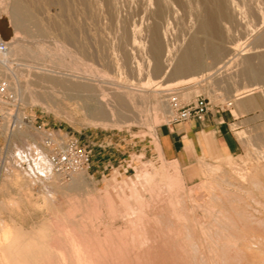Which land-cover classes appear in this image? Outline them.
I'll return each mask as SVG.
<instances>
[{"label": "rangeland", "instance_id": "374dc122", "mask_svg": "<svg viewBox=\"0 0 264 264\" xmlns=\"http://www.w3.org/2000/svg\"><path fill=\"white\" fill-rule=\"evenodd\" d=\"M8 1L0 0V42L6 43L7 50H9V43L19 42L28 45V47L37 46L39 51L38 54H35L36 56L25 55L20 51L9 57L10 66L18 76L19 82L15 76L5 77L0 69V80L8 82L9 92L16 103L15 108L7 106V109L21 112L23 116L30 119V123L23 124L20 128L21 131L18 129L11 131L7 127L6 119L0 120V224L4 222L11 226H19L24 231H31L40 224L48 223L52 228L57 229L61 226L59 219L65 218L78 220L90 230L95 222H99L98 220L113 221L117 224L119 219L120 221L127 217V219L130 217L133 219V214L138 213L135 216L143 215L141 220H143L142 222L146 221L142 223L144 227L141 226V228L144 229L147 225L148 233H146L148 235H145L146 237L150 236L147 237L148 239H145L144 236L141 241L136 240L135 242L138 244L133 242V247L138 245L139 249L136 250L135 247L136 251L134 252L141 250L139 254L137 252L133 255L134 249H131L132 252L129 250L132 241L127 243L130 246L127 247L128 249L125 247V251L129 250L128 254L131 252L130 255H133L130 256V259L128 258V264L131 262L132 264H240L243 245L248 243L246 241H249L248 236L252 232L261 229L263 223L261 222V225L258 221L264 219L262 190L257 188L259 186H255L254 181H251V176H247L248 174L252 175L251 173L257 166H264V144L262 141L264 139V91L241 93L242 90L239 88L241 79L238 77L241 65L232 66L229 69L231 78L220 77L216 82H213L204 73V76L197 79L198 81L188 85L192 88L185 85L188 94L179 95L183 103L201 95L209 100L213 112L218 110L220 113H229L231 111L233 117L229 120V127L237 141V149L233 153H224L206 132L201 137L193 138L194 145L190 140H186L185 147L179 151L173 152L167 143L171 151L169 153L165 150L164 139L169 128L170 114L154 110L150 102L142 104L141 100L137 98V107L133 109V103L128 105L129 114L132 117L135 116L133 122L128 120L116 125L102 126L89 117L90 111L96 104L94 100H88L83 95L77 99L74 96L76 93L72 91L68 93L69 95L63 94L58 86L52 84L50 86L44 82L39 84L34 77V71L39 70L46 69L45 71L49 72L53 69L57 75L65 69L81 68L80 70H84L83 68H85L89 70L84 73L87 77L105 82L111 78L119 77L118 68L113 66L117 61L121 68L119 69L123 73H121L122 76L124 75L129 84H144L149 79L153 84H166L174 79L170 72L162 77H154L149 73L151 62L146 46L149 42L150 29L158 25L159 27H157L165 35L164 43L168 44L167 47L164 46L175 54L176 51H181L182 48L185 49L191 44L185 42L192 33V19L197 16V7L205 5V7H209L212 0H179V4L168 5L167 11L163 12L165 14L157 18H153L143 10V0H51L50 5V0L47 5L43 4V0H23V4L28 5L29 8L31 6L33 9H29V25L32 24L28 25L29 30L15 26L9 17ZM231 1L235 4L236 14L233 15L232 9L226 6L230 12L225 8L226 20L223 23L224 26L227 25L229 32L223 33L225 42L222 44L227 48H230L231 43L249 45L254 40V32L264 24V0ZM204 2L205 4H203ZM134 14L136 15L134 16ZM40 22L43 24L46 22L45 24H49V26L45 27ZM63 47H70L69 49L76 53L68 54ZM171 47L174 49L171 50ZM167 49L165 50L167 51ZM258 50L264 51V47ZM168 52L166 53L168 54ZM229 57L230 55H225L223 61ZM146 59L149 61L147 62ZM201 60L203 66L211 62L207 58ZM223 61L219 62L216 67L222 65ZM79 65L81 67H78ZM134 67L138 70L133 71ZM211 81L213 84H217L213 85ZM209 82L212 84L211 86ZM248 82L249 77L246 76L245 83ZM17 83L23 88L22 98L21 94L19 95L14 89ZM167 87L169 88L167 92L180 89L176 85ZM31 94L42 95V97L44 94L43 98L46 101L28 99L27 95ZM242 95L243 97H241ZM249 99L253 106L248 110L239 111L237 109L238 101ZM165 108L167 107L165 106ZM39 125H43L53 134L71 135L77 138L81 145L91 150L90 168L88 171H83V183L69 194L57 186L69 184L72 177L69 180H62L52 173L46 153L42 149V134L36 130ZM234 125L235 127H233ZM39 163L40 165L44 163L48 172L42 173ZM205 165L216 167L218 171L208 170L210 167ZM163 166L168 173L179 175L176 174L179 179L178 184L168 188L167 184L165 186L164 180L157 181L158 175L150 184L144 180L143 171L161 170ZM214 171L218 174L213 173ZM237 173L240 177L242 173L247 174V178L245 176L241 180L242 182L245 180V183H241L240 177H235L238 175ZM226 175L227 177H225ZM246 179L249 183L253 182L252 185ZM131 182L133 183L131 187L135 185L132 188L135 193L137 192L134 195L129 185ZM130 191L132 195L129 193ZM120 193L127 195V200L122 201L124 204L119 203ZM136 195L140 197L137 203L136 200L139 198L135 200ZM227 195L229 196L227 197ZM106 201L115 203L114 207L106 208L104 203ZM125 203H128V207L135 208L134 210L130 208V213L133 214L129 213V208ZM120 214L121 216H119ZM242 214L243 216H240ZM172 219H176L177 222ZM169 221L170 223L173 221L171 224L174 231L168 223ZM174 222L176 223L174 224ZM177 226L178 228L182 227L179 228L180 231ZM245 229L246 231H244ZM142 232L143 235L145 229ZM186 254H190L188 255L190 258ZM136 255L138 258L142 257L139 258V262L136 260L137 263L133 261L137 258ZM126 257L128 255H125V259Z\"/></svg>", "mask_w": 264, "mask_h": 264}, {"label": "bare ground", "instance_id": "6f19581e", "mask_svg": "<svg viewBox=\"0 0 264 264\" xmlns=\"http://www.w3.org/2000/svg\"><path fill=\"white\" fill-rule=\"evenodd\" d=\"M22 1L23 0H9L8 1L9 2V5L8 6H9V9H10V16L9 17L13 20V22L15 23V26L17 25V27H19L21 29L22 28H25V29L27 28L28 29V25H29V15H30L29 9H31V6H30V8L27 7L28 5L23 4ZM48 2H49L48 0H43V4H46L47 5ZM259 2H261V1H259ZM198 3H199V1H198ZM50 4H51V0L49 2V5ZM142 4H143V7H144V9H143L144 11H146L153 18H157L158 16L162 15L164 11H167L168 5H173V6L174 5H177V4H179V0H143V3ZM203 4H205V2ZM197 6H198V4H197ZM197 6H195V7H197ZM205 6H198L197 9H196L197 10V16L194 19H192L193 20L192 21V29L193 30H192V33H191L190 37L188 38L187 42H185V43H191V44H189V46H187L185 49L182 48L181 51L180 50L178 52L176 51L175 54L172 51H170L169 49L166 48L168 46V44L166 45L164 43V40H165L164 39L165 38L164 36L165 35H163V33L160 31V29L158 28L159 26L158 25H157L158 27L157 26H153L152 29H150L151 31H150V34L148 36L149 37V42H148V45L146 46L147 47V54H148V56L150 58V62H151V63L149 62L150 63L149 73L152 76H154V77H162V76H165L168 72H170L174 76V79L171 80V81H169V82H167L166 84H163V85L153 84V82H151L150 79L147 80V82L144 83V84H140V83H138V84H129V81L127 79H125L124 75L122 76L123 73L120 71L121 68L119 67V63L117 61L114 62L113 66L115 68H118V71H117L118 73L120 72V74L121 73L122 74L121 75L119 74V77L111 78L110 80H107L105 82H99L95 78L87 77L84 73H86V71L88 69L86 70L85 68H83L84 70H80L81 68L80 69H78V68L77 69H70V70L65 69V71H62V72L60 71L59 74L57 73V75L54 73V70L53 69L51 71H49V72H53V73L47 72L48 70L45 71L46 69L45 70L34 71L35 80L39 84L44 82L46 84L47 83L50 84V86H51V84L52 85H55V86H58L60 88L59 90L63 94H68L71 91L72 92H75L76 95H74V94L73 95L77 99H79L81 97V95H83L88 100H94V103L96 102L97 105L95 104L96 107L94 106V109L92 111H90L89 117H90V119L92 121H94L97 124H100L102 126L116 125L117 123L125 122V121H128V120H131L133 122L134 119H135V116L132 117V115L129 114V111L130 110L127 107H128V105L130 103H133V106H134L133 109L135 107H137L136 106V104H137V102H136L137 101V98H139L141 100V103L142 104H143V102L144 103L145 102H148V103L150 102L154 110H160V111H163V113H165V114L166 113H169L170 114V109H169V105H168V97H166L167 94H168L167 91L169 89L167 86H172L173 87V86L176 85V87H179L180 89L175 90V92L177 91L178 93H180L179 95H182V93L183 94H188L189 92H187L188 91L187 87L188 88L189 87L192 88V86H188V85H192L195 81H198L197 79L198 78L200 79V77H202V75L204 73H205V75L207 74V77L209 79H212L213 82H216L220 77L231 78V75L229 74V71H230L229 69L232 66L237 67V65L238 66L241 65V68H239L240 70L238 72L239 73V76L238 77H240V79H241V81H240L241 83L239 84L240 85L239 88H241V90H242L241 93H249V92L258 91V90L264 91V77H262L263 74H264V51L258 50L259 48L264 47V24L260 27L259 30H257L256 32H254V34H253L254 35V38H253L254 40L250 42L251 44H249V45L248 44L240 45L238 43H231L230 48H227V47H225L222 44V43L225 42L224 41L225 39H223V37H224L223 36L224 35L223 33L224 32L225 33H228L229 32L228 31L229 29H227L228 28L227 25H225L226 27L224 26V23H225L224 21L226 20L225 13H226V10H228L230 12V9H232L231 12L233 13V15H235L236 14L235 4L231 0H212V3H211V5L209 7H205ZM226 6L228 8H230V9H227ZM87 7H89V6H87ZM225 8H226V10H225ZM31 10H33V9H31ZM34 11H36V10H34ZM37 12H39V11H37ZM56 13H58V12H56ZM135 15L136 14H134V16ZM233 15H231V17ZM50 18H52V17H50ZM232 18H234V17H232ZM89 19H91V18H89ZM159 21H160V19H159ZM45 23L46 22H44V24L41 23V25H44L45 27L46 26L48 27L49 24H45ZM78 23L80 24V22H78ZM160 23H161V21H160ZM31 25H29V26H31ZM33 25H34V23H33ZM60 30H58V31H60ZM47 35H49V34H47ZM50 36H48V37H50ZM58 38L59 37H57V39ZM74 38H72V39H74ZM54 39H56V38L54 37ZM13 42H15V41H13ZM164 45H166V47ZM60 46H63V45H60ZM117 46H118V44H117ZM63 48L65 49V52L67 51L68 54H71V53H74L75 52V51L73 52L72 49H69L70 47L69 48L63 47ZM122 48H123V46H122ZM165 49H167V51H169L168 54L166 53L167 51ZM170 49L173 50L174 48L172 49V47H171ZM20 51H22L21 53L22 54H25V55L36 56L35 54H38L39 48L37 46H35V47H28V45L26 46V45H24L22 43L15 42V43H9V50H7L4 53H0V69L3 72V75L5 77H8L9 76V78H11V76H15V78H16L17 81H18V76L15 74V72L13 71V69L10 66L9 57L12 56V55H14V54H16V53H18V52H20ZM225 55H228V56L230 55V57L223 61V58L225 57ZM81 56L83 57V55H81ZM203 57L204 58H207V59H209L211 61V62L208 63V65H204L205 67L203 66V64H202L203 61L201 60V59H204ZM148 61H149V59L147 60V62ZM221 61H223L222 62V65L216 67V65L219 62H221ZM147 66H148V64H147ZM78 67H81V66L79 65ZM221 68H223V69H221ZM132 70L133 71H137L138 69L134 67ZM22 74H24V73H22ZM234 74H232V75H234ZM246 76L249 77V82L248 83H245V77ZM234 77H235V75H234ZM240 79L238 78L237 80H240ZM211 83H212V81H211ZM211 83L209 82L210 86L213 84V83L212 84ZM214 84H217V83H214ZM233 84H234V82H233ZM24 88H25V86H24ZM54 88H56V87H54ZM14 89H16V91L19 93V95L21 94L20 96L22 98L23 97L22 94H24V93H22V89L23 88H21L19 86V83H17L16 88H14ZM40 89H42V88H40ZM212 90H213V88H212ZM212 90H211V92H213ZM233 90H235L234 87H233ZM228 94H229V92H228ZM245 95H247V94H245ZM27 96H28V99H31V100H39L40 102L41 101L43 102V100L46 101L43 98L44 97V94H43V97H42V95H37V94H31V95H27ZM241 97H243V95ZM231 99H232V97H231ZM69 100H70V97H69ZM239 101H238V104H237V108H238L239 111L248 110V109H250L253 106L252 105V102L250 101V99L249 100H245V101L244 100L243 101L241 100V102H239ZM165 102H166V104H165ZM165 106L167 108H165ZM125 111H127L128 113H126ZM131 112H133V111H131ZM17 116H18V118L20 120H22L23 115H22L21 112H18V115ZM19 130H20V128L18 129V131ZM262 141H263V144H264V139ZM252 159H254V158H252ZM165 164H166V162H165ZM39 165H40V163H39ZM205 166H207V165H205ZM209 167L210 168H208V170H214L215 169V171H216L218 169V168L216 169L215 166H214L215 168H213V166L212 167L209 166ZM219 168L221 169V167H219ZM250 169H253V168L250 167ZM256 169H255V171L252 170L253 171V173H251L252 175H250V174H248V175L246 174V175L252 177V180L251 181H254V183L256 184L255 186H259L257 188L260 189V190H262V195L261 196H263V198H264V166H262V167L261 166H257ZM40 171L42 173L48 172V168H47V166L44 165V163H41V165H40ZM215 171L213 173H217ZM176 172H177V170H176ZM234 172H236V171H234ZM219 173H220V171H219ZM245 173L240 174L241 177L239 176V174L238 175L235 174V175H237L235 177H240L241 179L239 178V180L241 181V180H243L245 178V176H246ZM176 174L168 173L167 170H165V168L163 166V168L161 170L159 169V170H154V171H151V172H149V171H143L142 176L145 178L144 180L146 182H148V184H150V182L153 181V179L155 178V176L158 175L159 178L158 179L156 178L157 181L164 180L165 181V186L167 184V187L170 188L173 185L178 184L179 179L177 177L178 174L177 175ZM231 174H233V172ZM83 175H84L83 174V171L77 172V173H75L72 176V180H71V182L69 184H64V185L62 184L63 186L62 185L61 186L59 185V187L57 186V188H61L66 194H67V192L69 194V192L75 191L76 189H78L82 185L83 180H84V176ZM227 175L225 177H227ZM247 176H246V178H247ZM56 177H58V176L56 175ZM236 181H238V179ZM251 181L249 183L248 180H247V182L252 185L253 182L251 183ZM243 182L245 183V180ZM243 182L241 181V183H243ZM129 185H130V188H132V187L135 186L134 185V186L131 187V185H133L132 182ZM137 185H138V183H137ZM168 188H167V190L169 191ZM132 190H133V188H132ZM132 192H133V195L137 193V192L135 193L134 190ZM129 193L131 194V191ZM221 193H223V192H221ZM120 195L121 196H119V203H121L122 201L125 202V199L127 198V195H125L123 193H120ZM231 195H232V193H231ZM138 196L137 195L135 196L136 197L135 200L139 198L138 200H136V203L140 200V197H138ZM228 196L229 195H227V197ZM248 198H251V197H248ZM129 200H128V203H129ZM242 200L244 201V199H242ZM104 203H105L106 208H108V209L113 208L114 207V204H115L112 201L111 202H107L106 201ZM128 203L127 204L125 203L126 204V207H128L127 206ZM257 204H259V202ZM223 205H225V204H223ZM260 205H258V206H260ZM140 206H141V204H140ZM175 207L177 208L176 205H175ZM209 207H211V206H209ZM248 207H250V206H248ZM263 207H264V205H263ZM123 208L125 209V207H123ZM128 208H129V213H130V210L133 208V206H132V208L131 207H128ZM134 209L135 208H133V210ZM243 210H245V209H243ZM236 213H237V211H236ZM130 214H133V213H130ZM137 214H135V215H137ZM135 215L133 214V219H132V217H130L131 219L130 218L127 219L128 217L125 218L127 220L121 218L122 220L120 221V219H119V223H117V224L114 223L113 221L112 222H106L104 220H98L99 221L98 223H96L94 221L95 222V225H92V223H91L92 226L90 227V230H88L87 227L83 226L81 224V222L78 221V220H70V219H65V218L59 219V222H60L59 224L61 225L60 228L54 229L48 223H43V224L38 225L36 228H34L31 231H24L19 226H16V225L11 226L9 224H4V222H3V224H0V264H125V262L129 261V259L133 255L137 254V252H138V251L136 253L134 252V251H136L138 249V247H137L138 245L135 246L136 248L133 247V242H135L138 239H139V241H141L144 238V236H145V239L147 237L149 238V236H150L149 235V236L146 237V235H148L147 234L148 232L146 230V227H148L147 225L144 228L145 229V233L142 235V233H143L142 230L144 231V229L141 228V226H143L142 223L146 222V221L142 222L143 220H141V218H143L142 217L143 215H138V216H135ZM221 215H223V214H221ZM119 216H121V214ZM124 216H125V214H124ZM237 216H238V214H237ZM240 216H243V214L240 215ZM181 217H183V216H181ZM211 218L213 219V217H211ZM245 219H247V218H245ZM261 219H262V217H261ZM172 220H176V219H172ZM184 221H186V220H184ZM189 221H191V220H189ZM166 222H167V220H166ZM166 222H165V224H166ZM176 222H177V220H176ZM176 222H174V224ZM258 222H260V223L262 222L263 223V225L261 223L262 226L259 225V226H261V229L258 226V228H259L257 230L258 233L257 232H252V234L248 236L249 241H246L248 243L245 244L246 243L245 242L244 243L245 245H243V247L241 249L242 252H243L242 253V259H241V263L242 264H264V219L262 221L259 220ZM82 223H83V221H82ZM168 223H170V221ZM171 223H170V225H171V228H172V224ZM212 223H213V221H212ZM186 224H187V222H186ZM227 225H229V224H227ZM239 226H240V223H239ZM190 227H192V226H190ZM173 228H172V230H173ZM177 228H178V226H177ZM179 228H178V230H179ZM149 229H150V227H149ZM244 231H246V229ZM151 232H152V230H151ZM248 234H250V233H248ZM219 235H221V234L219 233ZM151 236H152V234H151ZM158 237H160V236H158ZM180 238H183V237H180ZM237 238L239 239L240 237H237ZM131 241H132V244H131L132 246L131 247H133V248L130 247L129 250L134 249V248L136 249V250L134 249L133 252L131 250V252L133 253L132 256L130 255L131 252L128 254L129 250L125 251L126 250L125 247L127 248V247L130 246V244L128 246L127 243H130ZM179 242H182V241H179ZM162 243H164V242H162ZM135 244H138V243L135 242ZM156 244H157V242H156ZM179 245H180V243H179ZM163 246H164V244H163ZM189 246H190V244H189ZM179 249H181V248H179ZM140 251L138 252V254L140 253ZM150 252H151V250H150ZM158 253H159V251H158ZM191 253H193V252H191ZM181 254H182V252H181ZM125 255H128V257H126L127 260L125 259ZM156 255H157V253H156ZM159 255H160V253H159ZM188 255H190V254H188ZM136 257H137V255H136ZM181 257H182V255H181ZM139 258L137 257V258H135V260H133V259H131V260H133L135 262H136V260H138L137 262H139ZM186 261H187V259H186ZM140 262L142 263L141 260H140ZM199 263H200V261H199ZM126 264H128V262ZM131 264H132V262H131ZM182 264H184V263H182ZM205 264H207V263H205Z\"/></svg>", "mask_w": 264, "mask_h": 264}, {"label": "built area", "instance_id": "2783aa9c", "mask_svg": "<svg viewBox=\"0 0 264 264\" xmlns=\"http://www.w3.org/2000/svg\"><path fill=\"white\" fill-rule=\"evenodd\" d=\"M7 51L5 42H0V53ZM170 109L169 124L184 123L191 120L203 121L211 111L209 100L201 95L195 96L187 103H183L179 94L170 90L167 94ZM15 99L9 92L6 81L0 80V120L5 118L7 127L11 131L19 129L23 124L30 123L27 116L20 120L18 112L9 111L7 106L16 107ZM5 113V115H3ZM42 134L41 145L46 153L47 161L54 175L62 180H69L81 171H88L91 163V150L80 144L79 140L71 135L53 134L43 125L36 127Z\"/></svg>", "mask_w": 264, "mask_h": 264}, {"label": "crops", "instance_id": "0c3cea01", "mask_svg": "<svg viewBox=\"0 0 264 264\" xmlns=\"http://www.w3.org/2000/svg\"><path fill=\"white\" fill-rule=\"evenodd\" d=\"M232 117L231 111L220 113L218 110L216 112L211 110L203 121L191 120L169 124L167 138L165 136L164 139L165 150L169 153L170 148L173 152L179 151L185 147L186 140H190L194 145L193 138L201 137L206 132L224 153H233L237 149V141L229 127V120Z\"/></svg>", "mask_w": 264, "mask_h": 264}]
</instances>
